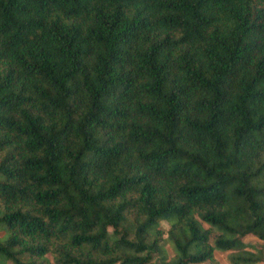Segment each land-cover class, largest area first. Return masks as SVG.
Instances as JSON below:
<instances>
[{"label":"trees","instance_id":"trees-1","mask_svg":"<svg viewBox=\"0 0 264 264\" xmlns=\"http://www.w3.org/2000/svg\"><path fill=\"white\" fill-rule=\"evenodd\" d=\"M0 231V264H264V0H0Z\"/></svg>","mask_w":264,"mask_h":264},{"label":"rangeland","instance_id":"rangeland-1","mask_svg":"<svg viewBox=\"0 0 264 264\" xmlns=\"http://www.w3.org/2000/svg\"><path fill=\"white\" fill-rule=\"evenodd\" d=\"M161 226L164 228V229H168L169 227V223L167 221H162L161 222ZM2 234V232L0 231V235ZM248 242H250L252 244V247H250L247 251H250V252H255V248L254 246H260L263 241L257 237H252V238H248L247 239ZM171 252V250H170ZM172 253V252H171ZM215 257H216V261H207V262H204V263H199V264H232L229 259H228V253L226 252H216L215 254Z\"/></svg>","mask_w":264,"mask_h":264}]
</instances>
